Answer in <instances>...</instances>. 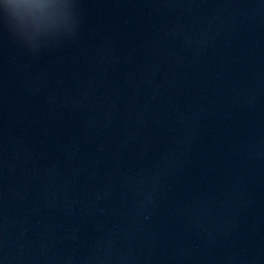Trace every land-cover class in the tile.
Wrapping results in <instances>:
<instances>
[{
  "label": "water",
  "instance_id": "1",
  "mask_svg": "<svg viewBox=\"0 0 264 264\" xmlns=\"http://www.w3.org/2000/svg\"><path fill=\"white\" fill-rule=\"evenodd\" d=\"M0 264H264V0H0Z\"/></svg>",
  "mask_w": 264,
  "mask_h": 264
}]
</instances>
